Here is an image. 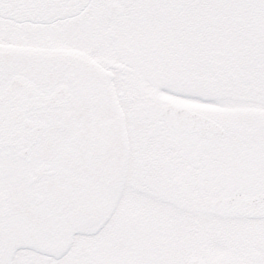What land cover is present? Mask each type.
I'll return each mask as SVG.
<instances>
[{"label": "snow or ice", "instance_id": "obj_1", "mask_svg": "<svg viewBox=\"0 0 264 264\" xmlns=\"http://www.w3.org/2000/svg\"><path fill=\"white\" fill-rule=\"evenodd\" d=\"M0 264H264V0H0Z\"/></svg>", "mask_w": 264, "mask_h": 264}]
</instances>
